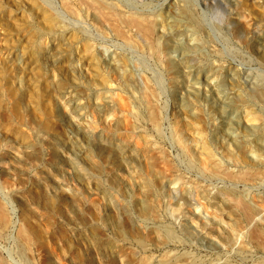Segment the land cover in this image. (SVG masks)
<instances>
[{
  "label": "rangeland",
  "instance_id": "obj_1",
  "mask_svg": "<svg viewBox=\"0 0 264 264\" xmlns=\"http://www.w3.org/2000/svg\"><path fill=\"white\" fill-rule=\"evenodd\" d=\"M118 1L123 5L134 4L137 10L148 12L159 22L165 17L172 18V8L178 2ZM189 1L193 3L195 15L205 23L204 36L209 39L211 48L218 52L217 56L209 55L207 63L233 72L243 89L253 88L259 77L264 76V71L254 48L243 45L241 38L233 32L231 20L237 15L233 0ZM240 1L253 18L264 12V0ZM48 15H55L58 23ZM244 35L252 41H259L257 33ZM52 36L55 46L45 47ZM43 48L46 49L45 55L41 54ZM63 50L69 55L60 56L58 52ZM170 56L177 61L179 53L173 51ZM23 57L25 63H22ZM109 57L136 65V75L144 77L158 93L162 124L161 133L156 136L148 127L141 126V113L139 115L137 106L132 103L133 90L122 88L117 81V84L113 82L112 93L105 92L130 103L134 113L130 122L135 128L134 140L150 137L163 151L174 174L180 176L186 185L207 188L213 196L220 190L235 192L249 205L256 197H264V183L233 185L203 178L188 168L172 139V127L176 124L181 128L176 113L178 90L154 59L126 49L112 36L103 35L88 19H72L61 11L59 0H0V208L9 220L7 229L1 230L0 227V263L111 264L106 253L111 247H116L125 256L124 264H137L143 257L155 264L154 260L169 255L191 264L264 263L262 253L251 246L245 252L240 251L226 234L214 239L198 233L184 234L185 218L209 227V215L197 201H185L179 194L169 196L166 191L156 207L148 204L158 223L141 235L138 224L131 222L129 217L121 212L115 216L109 211L101 191L107 190L118 208L130 207L134 204L133 182L126 172L113 170L107 165L105 157L98 152L87 155L104 172L103 175L86 184L76 182L68 174V160L75 161L82 169L88 168L81 154L74 156L62 145V141L70 139L71 130L76 132L71 123L86 127L103 124L104 120H115L118 116L113 109L102 115L94 106L95 99L104 94L102 87L117 79L106 68ZM68 62L75 65L74 70L68 69ZM198 76L200 88L204 89L203 78ZM179 81L176 83L178 89L182 86ZM73 84L76 89L71 90ZM221 90L227 91L228 88L223 86ZM60 93H64L65 98L74 95L77 103V109L69 111V116L63 120L57 119L52 107L53 98ZM206 96L213 100L209 92ZM259 108L256 101L251 103L253 111ZM194 123L195 133L187 137L197 142L193 148L194 157L202 158L207 152L223 168L235 172V166L223 161L222 151L207 142L206 130L200 120ZM115 128L119 136H129L122 123ZM77 135L78 145L86 149L84 139ZM54 137L58 139L54 140ZM50 145L57 150L59 166L50 162ZM133 168L135 176L140 177L139 166L135 164ZM71 201L78 204V210L71 207ZM212 202L209 210L216 211L219 202ZM177 210L180 213L175 212ZM108 220L114 224L110 225L106 222ZM20 230L24 231L29 243L28 261L18 252ZM117 230H123L129 240L134 238L136 242L121 243L122 235L117 236ZM161 244L166 246L160 247ZM143 246L148 248L145 253L141 251Z\"/></svg>",
  "mask_w": 264,
  "mask_h": 264
},
{
  "label": "bare ground",
  "instance_id": "obj_2",
  "mask_svg": "<svg viewBox=\"0 0 264 264\" xmlns=\"http://www.w3.org/2000/svg\"><path fill=\"white\" fill-rule=\"evenodd\" d=\"M59 4L61 11L72 19L78 21L88 19L103 35L112 36L126 49L154 59L173 80L174 88L178 90L176 113L181 128L176 124L172 127V139L189 169L203 178L233 185L254 186L264 183V76L259 77L253 88L245 90L236 82L233 72L207 63V57L217 56L218 52L211 48L209 39L204 36L205 23L195 15L191 1L178 0L177 5L172 8L174 9L172 18L165 17L160 22L148 12L137 10L134 4L123 5L118 0H59ZM233 5L237 11L236 17L231 20L233 32L241 38L243 45L254 48L261 61L260 67L264 71V12L253 18L240 0H233ZM48 16L58 23L55 15ZM252 32L259 35V41H252L244 35ZM48 40L45 47H54L55 38L52 36ZM173 51L179 53L177 61L170 56ZM41 54H46L45 48ZM58 54L69 55L65 50L59 51ZM52 59L51 62L54 63ZM25 62L23 57L22 63ZM67 67L70 70L75 69L72 62H68ZM106 68L117 79L102 87L104 94L95 99L94 106L102 115L113 109L118 116L115 120H104L103 124L86 127L71 123L79 137L84 139L86 149L78 145V135L72 130L70 139L62 141V145L74 156L81 154L88 168L82 169L75 161L68 160L66 165L68 174L76 179V182L86 184L96 179L98 175H103L104 172L92 163L87 155L89 152H98L105 157L107 165L113 170L126 172L133 182L131 186L134 188L132 197L134 204L130 207L119 206V209L108 191H101L109 211L115 216L121 212L129 217L131 222L138 224L141 235L158 223L151 214L148 204L156 207L159 198L166 191L169 196L179 194L185 201H197L209 215V227L199 226L193 219L185 218L182 229L184 234L198 233L209 239L226 234L240 251L245 252L248 246H251L264 255V197H256L254 203L249 205L238 193L220 190L213 196L207 188L183 183L181 177L175 175L171 165L166 162L163 151L150 137L133 139L135 128L133 129L130 122L134 118V113L130 103L123 98L105 93L114 91L113 82L116 84L119 82L124 89L133 90L135 94L132 96V103L137 106L139 115L141 113L143 122L141 126L148 127L152 133L159 136L162 117L155 88L144 77L136 75L138 70L136 65L122 63L116 58L109 57ZM21 73L27 76L24 71ZM198 75L203 78L204 89L200 88ZM177 80L182 85L179 89ZM223 86H227L228 90L222 91ZM72 89H76L75 84L71 86ZM208 92L213 96V100L206 96ZM63 94L60 93L53 98L52 102L54 114L59 120L67 118L70 112L77 109L74 95L65 98ZM254 101L260 105L256 111L250 109ZM198 119L206 130L207 142L211 147L222 151L223 161L235 166L237 168L235 172L223 168V165L216 162L207 152L201 156L202 158L194 157L193 148L197 146V142L194 138H188L195 133L194 121ZM121 123L129 136L118 135L115 127ZM43 129L47 130V127ZM56 139L58 138L54 137V140ZM49 149L50 162L54 166H59L57 150L53 149L52 145ZM135 164L139 166L140 177L135 176L133 168ZM121 183L124 186L128 185ZM212 201L219 202L216 211L209 210ZM71 207L78 210L75 201H71ZM106 222L114 224V221ZM8 226L9 220L0 208L1 230L7 229ZM165 233H168V230H165ZM116 234L119 237L122 235L121 243L136 242L134 238L129 240L123 230H117ZM18 240L20 257L28 261L29 243L24 231H19ZM164 246L166 244L160 245ZM141 251L145 253L148 248L143 246ZM106 253L111 264H124L125 256L117 251L116 247L107 249ZM148 260L149 258L143 257L137 264L152 263ZM154 262L191 264L172 255L161 257Z\"/></svg>",
  "mask_w": 264,
  "mask_h": 264
}]
</instances>
